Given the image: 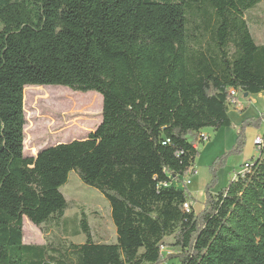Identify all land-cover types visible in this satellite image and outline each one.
<instances>
[{"label":"trees","instance_id":"1","mask_svg":"<svg viewBox=\"0 0 264 264\" xmlns=\"http://www.w3.org/2000/svg\"><path fill=\"white\" fill-rule=\"evenodd\" d=\"M262 2L0 0V264H264V132L244 172L206 186L201 211L177 185L200 153L189 136L232 126V89L264 92V43L246 16ZM28 85L100 93L101 122L27 155ZM262 121L244 120L225 158ZM71 171L108 200L116 242L96 240L82 211L72 235L85 242L25 243V218L62 227ZM167 237L178 253L161 249Z\"/></svg>","mask_w":264,"mask_h":264},{"label":"rangeland","instance_id":"2","mask_svg":"<svg viewBox=\"0 0 264 264\" xmlns=\"http://www.w3.org/2000/svg\"><path fill=\"white\" fill-rule=\"evenodd\" d=\"M251 32L257 42L264 43V0L255 9L247 14ZM24 108L26 113L25 149L27 155H37V152L58 142H69L84 138L89 131L97 127L102 119V95L95 91L76 92L65 86H34L25 87ZM264 112V92L260 95H245L238 92L237 104L230 105L232 126L219 130L207 127L197 135H190V141L198 147L199 156L195 161L192 172L185 175L182 181H177L180 187H186L195 197L192 203L193 210L201 211L205 206V188L212 183L213 193H217L236 177L243 169L244 163L256 157L259 150L255 143L257 134H263L264 121L260 127L253 125L245 129V144L240 153H229L237 143L240 127L248 118L258 119ZM216 161H221L215 164ZM218 168L216 180L211 167ZM191 182L188 183L187 181ZM214 181V182H213ZM61 191L69 202L65 221H69L68 230H71L73 221L79 219L81 212H85L91 225L94 238L104 242H116V227L111 217V208L108 200L96 188L81 181L75 171L69 174L68 182L61 187ZM49 234L24 219V242L43 244L46 238H67L76 243L86 240L84 234L73 236L72 233H63L61 227H50ZM173 237L165 239L164 252L176 254L179 249L172 246ZM176 259L168 260L164 264H178Z\"/></svg>","mask_w":264,"mask_h":264},{"label":"built area","instance_id":"3","mask_svg":"<svg viewBox=\"0 0 264 264\" xmlns=\"http://www.w3.org/2000/svg\"><path fill=\"white\" fill-rule=\"evenodd\" d=\"M231 92H232V97H231L229 103H230V105H235V104H237L238 91H236L235 89H232ZM262 141H263L262 136H258V137H256V139H255V143H256L257 145L261 144ZM245 163H247V162H245ZM247 166H248L247 164H244L243 169L240 170L239 173L244 172V171L247 169ZM187 182L190 183L191 181L188 180ZM184 208L186 209V211L189 212V211H191V209H192V204H191V203H185V204H184ZM164 248H165V247L162 246L161 249L164 251Z\"/></svg>","mask_w":264,"mask_h":264},{"label":"crops","instance_id":"4","mask_svg":"<svg viewBox=\"0 0 264 264\" xmlns=\"http://www.w3.org/2000/svg\"><path fill=\"white\" fill-rule=\"evenodd\" d=\"M261 94V93H260ZM259 94V95H260ZM258 135H262V134H257L256 136H258ZM258 155V151L256 152V155L255 156H257ZM74 225V227H72V229L71 230H68V223H67V221H64L63 222V225H62V227H61V229H62V231H63V233H75V232H77L79 229H78V226L77 225H75V224H73ZM69 235V234H68ZM71 241V240H70ZM44 244V243H43Z\"/></svg>","mask_w":264,"mask_h":264},{"label":"water","instance_id":"5","mask_svg":"<svg viewBox=\"0 0 264 264\" xmlns=\"http://www.w3.org/2000/svg\"><path fill=\"white\" fill-rule=\"evenodd\" d=\"M245 95H248V93H245Z\"/></svg>","mask_w":264,"mask_h":264},{"label":"bare ground","instance_id":"6","mask_svg":"<svg viewBox=\"0 0 264 264\" xmlns=\"http://www.w3.org/2000/svg\"><path fill=\"white\" fill-rule=\"evenodd\" d=\"M37 87H40V86H37Z\"/></svg>","mask_w":264,"mask_h":264}]
</instances>
